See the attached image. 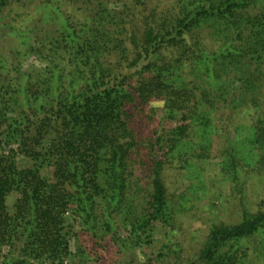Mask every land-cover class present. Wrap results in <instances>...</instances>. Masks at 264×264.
<instances>
[{"label":"trees","instance_id":"obj_1","mask_svg":"<svg viewBox=\"0 0 264 264\" xmlns=\"http://www.w3.org/2000/svg\"><path fill=\"white\" fill-rule=\"evenodd\" d=\"M160 1L0 0L13 38L12 60L0 54V264L263 257L264 197L212 221L188 260L172 242L145 249L178 231L165 171L192 140L210 155L217 110L245 118L255 154L224 150L223 180L236 196L247 176L264 178V0ZM28 56L41 67H23Z\"/></svg>","mask_w":264,"mask_h":264},{"label":"rangeland","instance_id":"obj_2","mask_svg":"<svg viewBox=\"0 0 264 264\" xmlns=\"http://www.w3.org/2000/svg\"><path fill=\"white\" fill-rule=\"evenodd\" d=\"M31 1L21 0L26 4ZM167 1L161 0L160 2L164 4ZM29 19L30 17H25L22 24ZM10 31L9 25L0 27V54L8 60H12L13 51V38L6 34ZM21 64L28 69L41 67V63L33 56L22 58ZM235 86L236 83H232L229 90H233ZM217 94L219 95L220 92L217 91ZM226 94L224 97L228 96ZM161 107L162 102L154 101L150 103L148 109L150 114L161 116ZM231 117L232 115L226 108L217 110L213 115L212 144L208 157L200 158L192 153V150L198 146L196 140L190 141L188 145L181 148L179 153H176L171 165L173 167L165 171V182L168 192L177 195L178 203H183V213L176 225L178 231L170 236L169 234L162 235L161 231L159 237H156L153 243L145 249L157 250L162 244L172 242V250L177 251L179 258L188 260L197 253L207 227L212 221L221 220L231 223L239 218L237 204L241 198L244 204L251 205L264 197V178L247 176V181L242 184L241 189L239 186L238 195L235 196L230 183L223 180L220 175L221 163L226 164L223 157L224 150L233 148V153L240 157L239 159L245 158L250 163L255 158V154L250 156L248 143L244 139L245 118L241 115L233 116L232 119ZM240 177L243 180L241 175ZM82 242L84 245L86 244V241L82 240ZM257 245L261 250V246ZM134 254L135 258L141 259L142 255L138 250L134 251ZM247 261L249 264H264V253L261 258L255 257L252 253ZM86 264H91L90 260Z\"/></svg>","mask_w":264,"mask_h":264}]
</instances>
